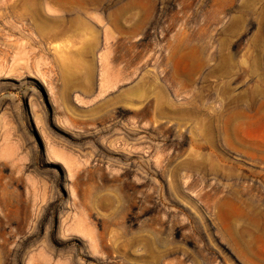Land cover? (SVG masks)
<instances>
[{
	"label": "rangeland",
	"instance_id": "1",
	"mask_svg": "<svg viewBox=\"0 0 264 264\" xmlns=\"http://www.w3.org/2000/svg\"><path fill=\"white\" fill-rule=\"evenodd\" d=\"M20 3L0 0V264H264V0L51 3L41 30Z\"/></svg>",
	"mask_w": 264,
	"mask_h": 264
},
{
	"label": "bare ground",
	"instance_id": "2",
	"mask_svg": "<svg viewBox=\"0 0 264 264\" xmlns=\"http://www.w3.org/2000/svg\"><path fill=\"white\" fill-rule=\"evenodd\" d=\"M21 1H24V3H23V5H21V3L19 4V5H21V8L19 7V10L21 9V10H23V11H21L22 13H24V16H25V19H26V16H28L29 17V19H31V21L32 22H36V25L35 26H37V28L39 29V25H45V26H43L42 28H44V27H46V25H50V23L52 22V19H54L53 17H50L51 19H48L47 17H45V16H43V14H45L44 13V8L45 7H47V6H49L51 3H53V5H56V6H53V7H57V6H59V8H57V9H60V7H62L61 9V11H63V10H68L67 12L68 13H72L73 11H77V13H78V11L80 12H82L83 10H85V9H87L88 7H90V6H95L94 8H99V6H103V3H105V1H107V0H21ZM110 1V0H109ZM18 3H19V1H17V4L15 3V4H13V5H15V6H17L18 5ZM9 5V4H8ZM12 5V4H11ZM10 5V6H11ZM12 5V9H13V6ZM68 5H69V7H68ZM98 6V7H97ZM50 7H52V5L50 6ZM65 7V8H64ZM100 7V8H101ZM16 8V7H15ZM64 8V9H63ZM46 9V8H45ZM89 9V8H88ZM16 10H18V9H16ZM118 11H117V16H116V18H115V20H116V24H120L121 23V18H123L122 16L124 15V10H123V8H119V9H117ZM70 11H72V12H70ZM65 12V11H64ZM21 14V13H20ZM73 14V13H72ZM76 14V13H75ZM80 14H82V13H80ZM22 15V14H21ZM71 15V14H70ZM23 15H22V17H24ZM74 16V15H73ZM76 16V15H75ZM71 17V18H69V19H67V20H65V18L64 19H61L60 20V23H62L63 24V27L62 28H58V27H56L55 26V30L57 31V29L59 30H62L63 32H64V30L63 29H65V26H67L68 24H67V21L69 22V24L70 25H82V24H85L84 22H83V20L81 19V16H79L78 17V14H77V16L76 17ZM21 17V18H22ZM65 17H67V16H65ZM51 20V21H50ZM53 22H56V21H53ZM58 22V21H57ZM59 23V24H60ZM53 24V23H52ZM51 24V25H52ZM64 24H67V25H64ZM55 25H57V23L55 24ZM69 25V27L70 28H72V26H70ZM53 26V25H52ZM84 26V25H83ZM86 26V25H85ZM84 26V27H85ZM50 27V26H49ZM54 27V26H53ZM60 27V26H59ZM76 27V26H75ZM82 27V26H81ZM52 28V27H51ZM57 28V29H56ZM46 29H47V27H46ZM49 30H50V28H48ZM53 29V28H52ZM66 29H67V27H66ZM65 29V30H66ZM40 30H41V27H40ZM43 31H44V29H42ZM55 30H51V32L53 31V34L54 33H57V32H54ZM59 30V31H60ZM42 31V32H43ZM59 31H58V33H59ZM62 31H60L61 33L59 34V35H63V34H65L66 32H67V30H66V32H64V33H62ZM62 35H61V37H62ZM52 36V35H51ZM57 35H55L54 37L55 38H58V36L56 37ZM64 36V35H63ZM60 37V36H59Z\"/></svg>",
	"mask_w": 264,
	"mask_h": 264
}]
</instances>
